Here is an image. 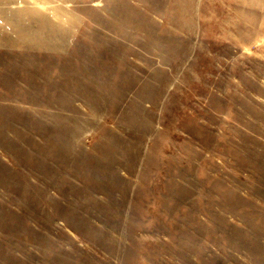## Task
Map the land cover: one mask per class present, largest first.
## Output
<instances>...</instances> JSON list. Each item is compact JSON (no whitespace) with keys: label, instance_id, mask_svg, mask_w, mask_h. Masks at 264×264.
<instances>
[{"label":"rangeland","instance_id":"rangeland-1","mask_svg":"<svg viewBox=\"0 0 264 264\" xmlns=\"http://www.w3.org/2000/svg\"><path fill=\"white\" fill-rule=\"evenodd\" d=\"M0 264H264V0H0Z\"/></svg>","mask_w":264,"mask_h":264}]
</instances>
